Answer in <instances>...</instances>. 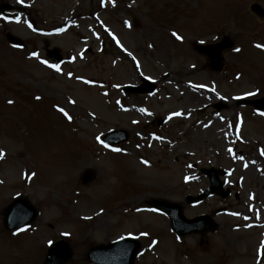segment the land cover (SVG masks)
<instances>
[{
	"label": "rangeland",
	"instance_id": "1",
	"mask_svg": "<svg viewBox=\"0 0 264 264\" xmlns=\"http://www.w3.org/2000/svg\"><path fill=\"white\" fill-rule=\"evenodd\" d=\"M3 1L20 15L11 21L0 16V264H41L48 242L59 238L73 251L65 264H89L91 246L124 235L141 242L134 264L260 261L264 183L259 175L253 183L254 169L231 152L249 154L258 145L264 151V111L235 102L264 94V48L256 46L264 45V17L249 9L253 2L264 8V0ZM5 31L24 46L10 45ZM225 34L235 46L216 73L193 43ZM53 47L63 56L59 71L45 54ZM143 76L156 83L154 94L121 90ZM218 100L225 103L220 111L214 108ZM118 128L129 134L125 143L100 141ZM205 166L231 170L232 194L186 203L184 213L225 205L228 211L217 216L224 229L176 240L148 200L197 193L206 184L199 172ZM87 168L94 176L83 185ZM259 169L264 172V159ZM18 195L39 215L12 236L1 212ZM235 211L243 215L231 218ZM101 215L106 218L99 225Z\"/></svg>",
	"mask_w": 264,
	"mask_h": 264
},
{
	"label": "water",
	"instance_id": "2",
	"mask_svg": "<svg viewBox=\"0 0 264 264\" xmlns=\"http://www.w3.org/2000/svg\"><path fill=\"white\" fill-rule=\"evenodd\" d=\"M6 7L8 6L4 4L1 6V9L3 10V8ZM252 9L259 15H263V11L258 5H252ZM6 37L9 39L10 42L21 45V42L11 34L7 33ZM231 46L232 42L225 37L223 41L217 45H196L195 48L199 52L208 56L209 66L211 69L219 71L221 70L223 65V58L221 56V53L225 48ZM48 55L51 56L55 62L60 61V56L58 54L57 49L48 51ZM154 88L155 86L153 84L144 80L143 84L140 86L133 87L127 85L124 86L123 89L127 91H142L141 89H143V91L145 92H152ZM241 102L252 104L256 107L264 109V97L258 100H242ZM126 139L127 133L124 130L112 131L103 136V140L111 144H117ZM208 173L211 177V191H213L216 182L212 181L213 175L211 174V171H208ZM91 176L92 171L87 170L83 176V181L88 180ZM163 203L165 202H159L161 207L166 211H168L172 207V205H170L169 203ZM35 214V210L31 207V205L24 198H20L15 201L9 208H7L6 212L4 213V224L8 229H14L18 226L24 225L32 221ZM202 222V217L191 221L194 226H199ZM174 223L175 225H177V228L179 229L178 231L183 232L187 221H185L183 217L178 214L176 219H174ZM199 227L193 230L199 229ZM185 232H189V230ZM138 248L139 245L136 241L125 238L113 244L98 245L92 248L88 252L87 256L92 262L99 264H132L133 258ZM70 256L71 251L66 245V243H64L63 241H59L53 244V246L50 248L43 264H61L64 261L68 260Z\"/></svg>",
	"mask_w": 264,
	"mask_h": 264
},
{
	"label": "snow or ice",
	"instance_id": "3",
	"mask_svg": "<svg viewBox=\"0 0 264 264\" xmlns=\"http://www.w3.org/2000/svg\"><path fill=\"white\" fill-rule=\"evenodd\" d=\"M21 2H22V0H21ZM173 35L174 36H177V34L176 33H173ZM177 39H180V37L179 36H177ZM258 48H264V45H260V44H258V45H256ZM238 51V50H237ZM33 55L35 56L36 55V53H33ZM43 63H45V64H48V62L47 61H43ZM50 67H53V68H55V69H57V71H59V66L58 65H49ZM249 95H251V93H249ZM9 103H12V101H9ZM62 113H64L66 116L68 115L65 111H64V109L63 108H60L59 109ZM175 115H179V113H175ZM69 119H71V117H69ZM4 155V153L2 152V151H0V157H2Z\"/></svg>",
	"mask_w": 264,
	"mask_h": 264
},
{
	"label": "bare ground",
	"instance_id": "4",
	"mask_svg": "<svg viewBox=\"0 0 264 264\" xmlns=\"http://www.w3.org/2000/svg\"><path fill=\"white\" fill-rule=\"evenodd\" d=\"M78 17H80V15H78ZM84 18H85V15H84ZM84 20H87V19H84ZM88 21V20H87ZM58 30H62V28L61 27H59V29ZM63 33V32H62ZM80 34H79V36H80V40L81 41H85L87 38V36H86V34L83 32V31H81V32H79ZM62 35V34H61ZM251 163V162H250ZM256 192H258V190L256 191ZM105 215H101V216H98V217H96V219L98 220V224L100 225V224H102L104 221H105Z\"/></svg>",
	"mask_w": 264,
	"mask_h": 264
},
{
	"label": "flooded vegetation",
	"instance_id": "5",
	"mask_svg": "<svg viewBox=\"0 0 264 264\" xmlns=\"http://www.w3.org/2000/svg\"><path fill=\"white\" fill-rule=\"evenodd\" d=\"M219 224L222 226V223L221 222Z\"/></svg>",
	"mask_w": 264,
	"mask_h": 264
}]
</instances>
